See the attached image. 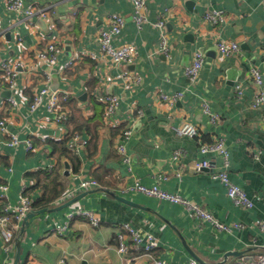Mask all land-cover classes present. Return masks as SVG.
Instances as JSON below:
<instances>
[{
	"label": "crops",
	"instance_id": "0c3cea01",
	"mask_svg": "<svg viewBox=\"0 0 264 264\" xmlns=\"http://www.w3.org/2000/svg\"><path fill=\"white\" fill-rule=\"evenodd\" d=\"M25 5L49 9L50 19L35 18L29 26L0 0V67L3 61L26 65L14 89L0 81V121L6 128L0 130V185H7L0 216L6 206L20 203L24 187L34 201L42 199L34 211L43 212L18 223L12 251L0 231V264H151L152 259L225 264L259 252L264 243V231L256 225L264 221V108L251 107L249 76L252 66L264 71L263 0H147L148 22L141 29L132 20L130 0H25ZM209 9L228 14L218 30L204 21ZM110 14L126 19L114 45L135 46L131 64L116 66L101 58L98 37ZM161 18L169 35V56L161 51L162 31L154 26ZM49 24L56 28L53 34ZM55 37L59 43L53 65L41 61L38 53ZM220 41L238 42L239 53L222 56ZM196 52L204 53V64L191 85L185 69ZM71 58L77 64L63 70ZM123 74L140 82L124 83ZM237 84L243 86L240 98ZM44 88L69 94L63 123L55 122L47 109L48 96L32 109L34 95ZM160 93H182V98L173 105L161 101ZM107 97L118 98L109 121L102 101ZM205 105L217 115V123L204 113ZM185 122L196 125L207 142L225 139L229 177L253 201L252 209L235 205L221 181L212 177V170L223 167V158L201 153L197 138L179 135L177 129ZM128 128L133 130L130 139L123 135ZM75 133L88 141L77 153L69 150ZM12 136L20 140L18 146H10ZM27 140L34 151H27ZM121 144L129 163L118 150ZM178 151L182 154L174 159ZM204 160H210L211 169L195 171L193 165ZM88 179L98 187L81 190V181ZM136 181L185 197L231 231L195 218L182 204L131 191ZM74 209L92 212L98 225L69 218ZM237 224L243 228L236 229ZM127 225L142 237L153 235L157 247L148 255L137 248ZM57 226L66 227L63 234Z\"/></svg>",
	"mask_w": 264,
	"mask_h": 264
},
{
	"label": "built area",
	"instance_id": "2783aa9c",
	"mask_svg": "<svg viewBox=\"0 0 264 264\" xmlns=\"http://www.w3.org/2000/svg\"><path fill=\"white\" fill-rule=\"evenodd\" d=\"M134 7V13L132 15L133 22L137 25L139 29L148 22L146 16V2L147 0H130ZM199 1H210V0H199ZM6 4L9 10L18 13L20 16L23 17V20L29 25L34 26L35 18L40 20L48 21L50 19V10L43 8L38 9L35 7H30L25 5V0H6ZM264 6V0H263ZM228 19V14L223 10L217 9H209L206 11L204 15V21L210 24L214 30H218ZM126 24V19L119 14H110L107 16L105 20L106 28L103 29L98 37L100 51L102 55V59H107L110 64L120 66L121 64H131L134 61V57L136 54L135 46L132 44H124V45H114V39L121 33L122 29ZM155 27H158L162 31V38H161V51L165 53L167 56L170 54L171 47L169 46V35L165 31V21L161 18L157 23L154 24ZM56 28L53 24H49L48 32L53 34ZM59 38V37H58ZM55 37L52 39L51 43L46 46L44 51L38 53V57L41 61H49L50 64L56 63V56L55 53L57 51V44L59 43V39ZM218 52L226 57L237 55L240 51V45L236 41H220L217 44ZM77 64L76 58H71L67 63H65L62 67L63 70H69L74 65ZM204 64V53L203 52H196L191 63L185 69V75L188 78L191 85H194L199 77L200 71L203 68ZM26 67L25 63L22 61L13 63L12 61H3L0 67V81H3L7 87L10 89H14L17 77L19 76V70L24 69ZM124 83L130 84L131 82H140L139 77H131L130 75L123 74L120 76ZM250 82L254 89V98L251 103V107L253 109L259 110L264 108V71H262L257 66H252L250 69ZM236 98H240L243 95V86L241 84H237L235 86ZM49 97V101L47 103V109L49 112L54 114V121L61 124L67 118L65 116L66 111V102L69 99V94L67 92H50L48 88H44L38 91L34 95L33 103L31 105L32 109L34 110L36 107L42 104L44 97ZM159 98L161 101L175 104L179 102L182 98V93H178L175 95H167L165 93H160ZM101 99V98H100ZM9 101L15 105V100L10 98ZM107 105V120L111 119V115L115 112V109L118 106V98L115 97H107L102 100ZM204 113L211 117V121L213 123H217L219 118L217 115H214L209 106H204ZM137 115H142L143 111L141 110H133ZM56 115V116H55ZM56 117V118H55ZM113 119V118H112ZM0 130L2 132L6 131L5 122L0 121ZM179 135L187 136L190 138H197L200 145V152L203 154H212V155H220L223 158V167L219 170H212V177L214 179H218L221 183L225 186L227 190V196L233 201V203L245 210H250L254 207L253 201L248 197L246 192L241 189L239 186L234 184L229 177V151L224 138H214L211 142H207L202 137L203 134L199 130L196 125H193L189 122H185L177 129ZM123 135L126 139H130L133 135V130L128 128L124 129ZM20 140L12 136L10 141V146H18L20 144ZM26 149L29 152L35 150L34 143L32 140H27L25 142ZM88 144L87 140H84L79 134L75 133L74 135H70V142H69V150L71 152H78L80 149H83ZM118 150L123 157V160L129 163L130 158L126 153V146L124 144L119 145ZM1 154V150H0ZM182 152L178 151L174 154V159H179ZM51 168V167H50ZM195 171L201 172L205 169H211V162L210 160H204L202 162H196L193 165ZM98 187V183L93 179L83 180L81 181L79 188L83 191H89ZM131 191L139 192L149 197H154L159 200L163 201H170L177 204H182L188 209L191 210L193 216L197 219L207 220L220 229L224 231H231L228 225L221 224L216 221L211 213L208 211L192 204L189 200L185 197L169 193L160 189L157 186L154 187H147L142 185L139 181L130 187ZM0 191L2 192L0 195V200H3L7 197V185H0ZM26 187H24L23 194L20 200V203L11 208L6 206L5 214L0 216V231L3 235L5 240L6 248L9 251L14 249V241H15V231L18 230L19 226L18 223L22 222L27 215L34 211V199L27 194ZM75 216L83 217L88 219L89 222L97 226L98 225V217L90 211H84L81 209H74L73 212L69 215V218H73ZM12 220L17 222L13 224ZM256 225L264 231V221L256 222ZM236 229L243 228V225L237 224L235 225ZM66 227L57 226V232L59 234H63ZM128 231L129 237L132 239L134 245L137 248H144L145 253L148 255L150 254L156 247H157V239L148 234L146 237L140 236L132 227L129 225L126 226ZM55 231V230H54ZM261 249L259 252H256L252 255L241 256L237 259H234L231 262L225 264H264V243L258 247ZM128 250V247L123 244L121 251L125 252ZM13 264V260H11ZM151 264H173L168 263L163 260L152 259ZM189 264H199L197 261L192 260Z\"/></svg>",
	"mask_w": 264,
	"mask_h": 264
},
{
	"label": "water",
	"instance_id": "95a60500",
	"mask_svg": "<svg viewBox=\"0 0 264 264\" xmlns=\"http://www.w3.org/2000/svg\"><path fill=\"white\" fill-rule=\"evenodd\" d=\"M43 211H39V212H36V211H33L31 212L27 217H26V220H25V223H28V221L32 218H34L37 214H41ZM17 264V263H15Z\"/></svg>",
	"mask_w": 264,
	"mask_h": 264
},
{
	"label": "trees",
	"instance_id": "16d2710c",
	"mask_svg": "<svg viewBox=\"0 0 264 264\" xmlns=\"http://www.w3.org/2000/svg\"><path fill=\"white\" fill-rule=\"evenodd\" d=\"M42 206V199L38 202L34 201L33 209L36 210Z\"/></svg>",
	"mask_w": 264,
	"mask_h": 264
}]
</instances>
